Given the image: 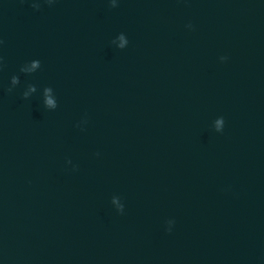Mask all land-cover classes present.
I'll use <instances>...</instances> for the list:
<instances>
[{
	"label": "water",
	"instance_id": "obj_1",
	"mask_svg": "<svg viewBox=\"0 0 264 264\" xmlns=\"http://www.w3.org/2000/svg\"><path fill=\"white\" fill-rule=\"evenodd\" d=\"M0 264H264V0H0Z\"/></svg>",
	"mask_w": 264,
	"mask_h": 264
}]
</instances>
